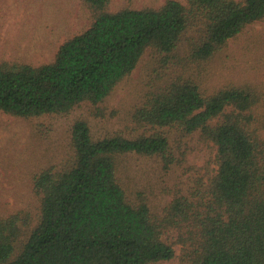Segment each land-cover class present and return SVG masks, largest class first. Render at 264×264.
<instances>
[{
    "label": "trees",
    "instance_id": "obj_1",
    "mask_svg": "<svg viewBox=\"0 0 264 264\" xmlns=\"http://www.w3.org/2000/svg\"><path fill=\"white\" fill-rule=\"evenodd\" d=\"M93 22L39 65L0 62V111L31 118L104 103L154 51L164 64L206 63L250 25L264 0H166L158 8L109 10L83 0ZM188 57L180 45L189 31ZM143 132L95 140L86 120L72 128L73 157L33 177L39 213L0 217V264H264V90L229 86L208 94L193 77L164 81L134 115ZM201 135L216 168L161 210L128 195L122 157H166L168 132Z\"/></svg>",
    "mask_w": 264,
    "mask_h": 264
},
{
    "label": "rangeland",
    "instance_id": "obj_2",
    "mask_svg": "<svg viewBox=\"0 0 264 264\" xmlns=\"http://www.w3.org/2000/svg\"><path fill=\"white\" fill-rule=\"evenodd\" d=\"M165 1L111 0L109 10L158 8ZM92 22L93 11L83 0H0V62L49 63L63 43ZM195 35L191 30L184 36L182 57H188V40ZM161 60L149 50L134 72L96 107L83 103L67 114L31 118L0 111V217L17 211L38 215L33 177L44 168L64 166L73 157L72 128L78 120L89 123L95 140L137 135L143 130L134 122L135 111L156 87L177 75L193 77L208 94L229 86L264 90V22L250 25L206 63ZM167 134L166 157L131 154L121 158L119 167L128 195L143 193L159 215L174 197L189 194L198 181L206 182L217 167L216 148L201 132ZM175 249L174 259L156 264H181V246Z\"/></svg>",
    "mask_w": 264,
    "mask_h": 264
}]
</instances>
